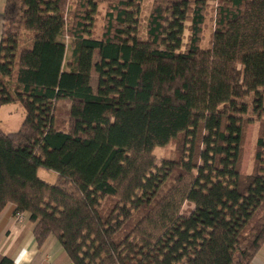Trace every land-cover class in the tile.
Returning a JSON list of instances; mask_svg holds the SVG:
<instances>
[{"label":"trees","instance_id":"trees-1","mask_svg":"<svg viewBox=\"0 0 264 264\" xmlns=\"http://www.w3.org/2000/svg\"><path fill=\"white\" fill-rule=\"evenodd\" d=\"M70 1L5 0L0 107L24 119L0 126V214H27L72 264H250L264 244V0Z\"/></svg>","mask_w":264,"mask_h":264},{"label":"crops","instance_id":"crops-1","mask_svg":"<svg viewBox=\"0 0 264 264\" xmlns=\"http://www.w3.org/2000/svg\"><path fill=\"white\" fill-rule=\"evenodd\" d=\"M5 0H0V41ZM0 107V112L5 106ZM21 107V106H20ZM23 110V109H22ZM11 112V109L7 111ZM10 205L0 214V258L11 259L13 264H69L71 260L54 236H48L39 246L33 234V222L27 214L18 221ZM250 264H264V244Z\"/></svg>","mask_w":264,"mask_h":264},{"label":"rangeland","instance_id":"rangeland-1","mask_svg":"<svg viewBox=\"0 0 264 264\" xmlns=\"http://www.w3.org/2000/svg\"><path fill=\"white\" fill-rule=\"evenodd\" d=\"M73 1V0H71ZM70 1V4H71ZM211 19H207L203 27V38L202 42L203 45H207L208 40L210 38V33L212 29ZM188 33L186 32V35ZM66 45V60L69 59L70 55V39L65 38L63 39ZM91 85L93 88L96 87V74L95 72L92 73L91 78ZM11 109V112L8 113L7 111ZM249 113H251V108L249 109ZM57 116L61 119H66V115L63 112H60ZM255 117V116H254ZM24 119V111L22 108L16 104L12 103L9 106H5L0 112V126L6 132H14L18 130L21 122ZM259 118H254L252 123H249L246 128V139L244 144V151L242 153V161H241V171L242 172H251L254 166V153H255V143L259 133ZM173 149L172 145H168L167 147L156 148L154 153L156 156V163H159L163 157H167L171 154ZM38 177L43 179L46 182L53 183L56 179V173L53 171H47L45 169H39ZM191 208V205L188 203H184L182 206V211L187 213Z\"/></svg>","mask_w":264,"mask_h":264},{"label":"built area","instance_id":"built-area-1","mask_svg":"<svg viewBox=\"0 0 264 264\" xmlns=\"http://www.w3.org/2000/svg\"><path fill=\"white\" fill-rule=\"evenodd\" d=\"M16 219H17L18 221L22 220V219H23V214H22V213H17V214H16ZM69 264H72V263H69Z\"/></svg>","mask_w":264,"mask_h":264}]
</instances>
